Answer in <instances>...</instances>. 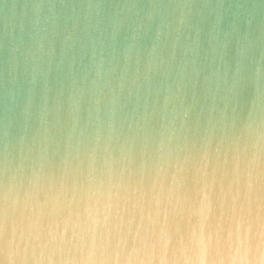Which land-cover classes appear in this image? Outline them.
Segmentation results:
<instances>
[{"label":"clouds","instance_id":"clouds-1","mask_svg":"<svg viewBox=\"0 0 264 264\" xmlns=\"http://www.w3.org/2000/svg\"><path fill=\"white\" fill-rule=\"evenodd\" d=\"M0 264H264V0H0Z\"/></svg>","mask_w":264,"mask_h":264}]
</instances>
